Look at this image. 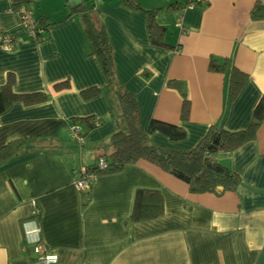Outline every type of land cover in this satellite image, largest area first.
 <instances>
[{"label": "crops", "instance_id": "obj_1", "mask_svg": "<svg viewBox=\"0 0 264 264\" xmlns=\"http://www.w3.org/2000/svg\"><path fill=\"white\" fill-rule=\"evenodd\" d=\"M138 1L142 9L119 0L95 3L113 47L116 78L135 96L142 128L156 119L187 133L172 141L155 132L151 140L187 151L213 124L232 132L248 128L264 95V18L251 17L253 6L264 0L192 6L186 0ZM18 5L31 7L35 19L65 21L38 41L9 11ZM157 8L166 47L153 45L149 37L146 11ZM71 11L67 0H0V29L14 40L12 49L0 46V88L13 74L15 93L48 95L37 104L16 102L0 114V147L27 139L25 150L0 162V264L35 263L23 227L34 201L42 240L60 264H264V120L252 141L211 155L240 176L236 190L192 193L186 182L143 159L96 175L88 196L77 186L80 171L109 149L117 121L111 107L119 111V101L98 58L90 54L79 15ZM212 55L228 58L248 75L234 101L227 75L209 70ZM65 81L68 88L55 90ZM90 87L101 93L85 99L81 92ZM182 92L191 104L186 120ZM86 116L99 124L79 146L72 126L81 124L72 119ZM138 188L161 193L163 215L129 221Z\"/></svg>", "mask_w": 264, "mask_h": 264}, {"label": "trees", "instance_id": "obj_2", "mask_svg": "<svg viewBox=\"0 0 264 264\" xmlns=\"http://www.w3.org/2000/svg\"><path fill=\"white\" fill-rule=\"evenodd\" d=\"M95 1L87 0L89 4L84 2L81 6L72 9L71 12L79 15L90 45V54L98 58L107 76L108 85L116 93L119 111H115L111 107L112 118L117 121L115 129L110 133L109 149L102 153L97 161L85 167L86 175L96 176L119 172L126 165L136 164L143 159L186 182L192 193H221L227 190H236L241 183L240 176L226 165L213 161L211 155L234 151L255 138L257 129L264 120V95L254 110L250 125L245 130L232 132L223 126L213 124L198 144L187 151H178L154 143L151 140V135L155 132L163 133L172 141L185 139L187 133L182 127L156 119H151L148 126L145 129L142 128L140 107L135 96L130 90L122 86L116 78L113 47L107 34L103 14ZM191 1L193 0H186L185 5ZM119 2L132 9H142L138 0H119ZM159 11V8L146 11L148 16L147 27L151 43L155 46L166 47V28L157 20ZM251 17L253 19L264 18V5L261 2H257L253 6ZM37 21L43 29V33L38 35L37 40L44 41L47 39L50 27L65 20L49 23L45 17H40ZM209 70L227 75L231 101L237 98L248 79L246 73L230 65L228 58L212 55L209 60ZM14 82V75L9 74L6 83L0 88V114L16 102L21 101L30 105L48 99V95L42 92L15 93L13 90ZM179 84L176 81L169 82V85L173 87L179 88ZM69 86V82L65 81L56 84L54 87L55 90L60 91ZM100 93L101 89L98 87H90L81 92L85 99H91ZM181 95L183 98L181 118L186 120L190 114L191 104L186 92H182ZM72 121L81 124V135L85 138L99 124V121L95 120L93 116L73 118ZM26 147L27 139L8 142L0 147V162L16 156ZM100 161L103 162L102 165H100ZM91 186L92 182H89V188L82 189L86 196L89 195ZM163 213L164 202L159 191L148 188H138L135 191L129 216L130 222L153 220Z\"/></svg>", "mask_w": 264, "mask_h": 264}, {"label": "built area", "instance_id": "obj_3", "mask_svg": "<svg viewBox=\"0 0 264 264\" xmlns=\"http://www.w3.org/2000/svg\"><path fill=\"white\" fill-rule=\"evenodd\" d=\"M197 1L208 2L209 0H193L187 6H192ZM9 11L15 14L19 22L25 26L27 34L30 36L37 39L38 35L43 33V29L40 27L37 19H35L31 7L27 5H18L11 7ZM178 25L182 28V18L179 19ZM0 46L6 49H12L14 47V40L10 34L1 29ZM81 132L82 128L79 125L72 126V135L79 146L85 144V138L81 135ZM102 164L103 162L100 161V165ZM94 177V175H86L85 169H82L80 171V177L77 180V186L80 189L89 188V182H92ZM39 214L40 209L34 201L30 216L23 222L25 242L36 254V261L34 264H60L58 255L51 252L42 240L41 229L37 219Z\"/></svg>", "mask_w": 264, "mask_h": 264}, {"label": "water", "instance_id": "obj_4", "mask_svg": "<svg viewBox=\"0 0 264 264\" xmlns=\"http://www.w3.org/2000/svg\"><path fill=\"white\" fill-rule=\"evenodd\" d=\"M70 9H75L83 4V0H67Z\"/></svg>", "mask_w": 264, "mask_h": 264}]
</instances>
